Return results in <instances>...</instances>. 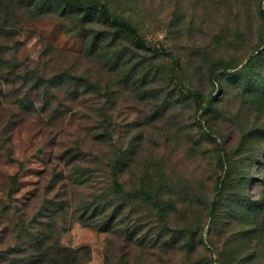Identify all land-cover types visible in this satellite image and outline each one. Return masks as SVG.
<instances>
[{
  "label": "rangeland",
  "instance_id": "374dc122",
  "mask_svg": "<svg viewBox=\"0 0 264 264\" xmlns=\"http://www.w3.org/2000/svg\"><path fill=\"white\" fill-rule=\"evenodd\" d=\"M99 1L0 0V264H264V0Z\"/></svg>",
  "mask_w": 264,
  "mask_h": 264
},
{
  "label": "trees",
  "instance_id": "16d2710c",
  "mask_svg": "<svg viewBox=\"0 0 264 264\" xmlns=\"http://www.w3.org/2000/svg\"><path fill=\"white\" fill-rule=\"evenodd\" d=\"M57 1L62 5L64 10L82 14V21H84V19L94 20L105 26L113 27L119 32H122L138 48L148 50L153 53L160 52L163 54H171L170 52H166L163 49H156L152 47L149 43L146 42L145 38L139 33V31L133 24L115 16L110 11L107 3L104 1L96 0L87 2L85 0H56V2ZM195 96H198L197 93H195ZM110 177L112 180V193L122 194L124 190L118 180L116 162L111 164ZM105 196H107V191L104 194L103 199H105ZM105 206L101 209V211L104 210ZM111 217H115V214L112 213ZM98 227L101 231L108 230L109 219H105L103 224L98 225Z\"/></svg>",
  "mask_w": 264,
  "mask_h": 264
}]
</instances>
